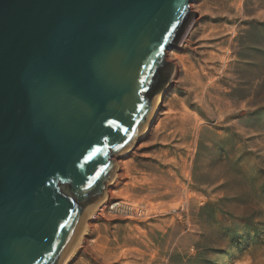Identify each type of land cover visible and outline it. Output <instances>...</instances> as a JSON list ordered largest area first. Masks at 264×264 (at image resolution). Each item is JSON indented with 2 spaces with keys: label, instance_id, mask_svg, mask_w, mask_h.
Returning a JSON list of instances; mask_svg holds the SVG:
<instances>
[{
  "label": "water",
  "instance_id": "1",
  "mask_svg": "<svg viewBox=\"0 0 264 264\" xmlns=\"http://www.w3.org/2000/svg\"><path fill=\"white\" fill-rule=\"evenodd\" d=\"M194 0H0V264H60L173 74Z\"/></svg>",
  "mask_w": 264,
  "mask_h": 264
},
{
  "label": "rangeland",
  "instance_id": "2",
  "mask_svg": "<svg viewBox=\"0 0 264 264\" xmlns=\"http://www.w3.org/2000/svg\"><path fill=\"white\" fill-rule=\"evenodd\" d=\"M196 7L156 123L120 155L122 206L71 264H264V0Z\"/></svg>",
  "mask_w": 264,
  "mask_h": 264
},
{
  "label": "bare ground",
  "instance_id": "3",
  "mask_svg": "<svg viewBox=\"0 0 264 264\" xmlns=\"http://www.w3.org/2000/svg\"><path fill=\"white\" fill-rule=\"evenodd\" d=\"M198 0H194L193 2L190 3V10L192 12L195 13L196 15V11H198L197 7H196V3ZM196 16L193 17V20L190 24V26L188 27V29L185 31V34L182 36V38L179 41V44L177 47H175L174 49L168 51L166 53V61L169 60L171 62H173V60H177V63H173L175 68V71L173 70V74L170 78V80L167 82V85L164 89V91L161 93V95L159 96L154 108H153V112L151 113V115L149 116L147 122L145 123L142 131H141V135L139 137H143L148 135V133L150 132V130L152 129V127L154 126V124L156 123L157 119H158V115L160 110H162V107L164 106V101H165V94H167V92L170 90V88L172 87L173 83L175 82L176 78L178 77L179 71L178 68L179 66H181L182 63V57L180 59L179 54L176 53V49H180L182 44L184 43V41H186L185 39L187 38V36L189 35V31L192 28L194 22H196L195 20ZM195 20V21H194ZM191 33V32H190ZM189 44V43H188ZM172 52V53H171ZM169 61H167L169 63ZM185 62V61H184ZM187 71V70H186ZM174 107V106H173ZM172 107V108H173ZM159 121V120H158ZM168 123V122H167ZM162 124V123H161ZM160 126V125H159ZM139 139V138H138ZM135 139L134 142L132 143V146L128 149V151H126L125 153H123L124 155L127 154H131L133 150H135L136 144L138 143L137 140ZM140 140V139H139ZM138 140V141H139ZM135 153V152H134ZM123 154H121L122 156H124ZM121 156H114L113 161L115 162V172L114 175L112 177V180L106 185L105 188V195L103 196V198L96 204V206H94L85 216L82 225L80 227L79 233L74 241V244L72 245L70 251L62 258L60 264H71V260L74 257V255L76 254V252L78 251V249H80L81 247L83 248L82 245H84L87 241H88V237H89V231L93 228L96 220H98L100 217H104L108 211V209H113L115 206L116 207H121L122 203L117 202V203H112L110 202V194L115 193L114 190L116 189L118 183V180L121 179L122 176L126 177L125 175H121V173H119V171H122V165L125 164L123 163V161H121ZM124 170V168H123ZM127 170V169H126ZM126 172V171H125ZM129 175V174H128ZM116 179V180H115ZM125 179V178H124ZM188 181V180H187ZM126 182V181H125ZM138 182V181H137ZM140 182V181H139ZM118 183V184H117ZM127 183V182H126ZM192 184V183H191ZM132 187V186H131ZM136 187V186H135ZM152 187V186H151ZM159 188V187H157ZM132 189V188H130ZM142 190V189H141ZM134 191V190H133ZM138 191V190H137ZM120 192V191H119ZM165 193V192H164ZM125 194V193H124ZM191 194V193H190ZM114 195V194H113ZM119 195V194H118ZM128 195V194H127ZM129 196V195H128ZM153 195L151 194L150 196L147 197V199H149L150 197H152ZM127 197V196H126ZM133 197V196H132ZM155 197V195L153 196ZM134 198V197H133ZM188 198V197H187ZM135 199V198H134ZM133 199V201H134ZM112 200V199H111ZM128 200V199H127ZM131 200V199H130ZM143 200V199H142ZM141 200V201H142ZM125 201V200H124ZM132 201V200H131ZM130 201V202H131ZM132 201V202H133ZM139 201V200H137ZM136 201V202H137ZM178 203V202H177ZM184 203V202H183ZM113 204V205H112ZM148 204V203H147ZM109 205H112V208H109ZM115 205V206H114ZM153 207V206H152ZM136 209V211H138V206L134 207ZM126 209V208H125ZM129 209V208H128ZM156 209V208H155ZM131 210V209H130ZM141 209H139L138 211V215L140 214ZM150 211V210H148ZM154 211V210H153ZM168 211V210H167ZM174 211V210H173ZM184 211V210H183ZM161 212V211H160ZM166 212V211H165ZM171 212V211H170ZM144 214V213H143ZM142 214V215H143ZM147 214V213H146ZM170 214V213H169ZM172 214V213H171ZM107 216V215H106ZM145 216V215H143ZM148 216V215H146ZM180 218V217H179ZM191 225H189L190 227ZM145 233V232H144ZM82 250V249H81Z\"/></svg>",
  "mask_w": 264,
  "mask_h": 264
}]
</instances>
